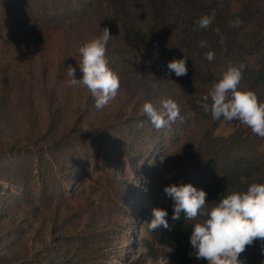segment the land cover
<instances>
[{
  "label": "trees",
  "instance_id": "1",
  "mask_svg": "<svg viewBox=\"0 0 264 264\" xmlns=\"http://www.w3.org/2000/svg\"><path fill=\"white\" fill-rule=\"evenodd\" d=\"M241 1L244 2L243 8L233 10L228 14L227 9L231 8V0H203L199 4L194 0H178L171 5V11L178 22L174 24L175 26L173 25L174 27L170 26L166 30L156 24L154 13H151L149 6L144 4L143 0H110L107 3L109 10L105 9L106 5L101 0H0V41H5L11 34H17L18 31L23 33V37L18 39L19 44L13 49L15 59L22 60L29 70L27 74L17 71L13 73L14 76H22L23 83H27L26 86H17L21 87V90L26 88L31 93L38 87L42 89V93L39 92L45 98L43 112L37 104L35 105L31 96L26 95L27 92L25 97L23 96L22 101L25 104L22 107L23 127L26 132L30 133H28L29 139H32L33 133L38 130L36 124L40 127L36 135L50 137L46 144L48 147L71 144L72 138L87 137L106 165L114 164L117 167L120 162L131 165L134 157H139L140 165L142 169H145L142 177L144 179L149 177L148 183L150 184H152L150 175L154 174L155 168L148 160L146 153L148 148L152 144L165 145L173 141L178 145L182 142L184 147L179 155L183 160L187 157L198 163H205V165L215 160L223 161V164H219L222 169L220 178L205 187L208 193L206 197L208 208L214 207L222 197L231 192H244L252 183H264V152L259 149L260 142L255 143L242 131H236L228 137L215 136V129L223 117L218 121L214 120L211 112L206 113L201 106L203 96L209 94L213 85L222 78L229 65L238 66L239 64H244L246 67L243 69L242 80L238 87L254 91L259 100L264 102V21H262L264 15L255 18L254 16L258 15V8H251L252 1ZM213 12L215 17L211 25L206 29L200 28L197 22L205 15L211 16ZM237 18L241 24L239 27H234L232 22ZM172 27L179 28L178 31L182 33L180 44L173 41L171 36L167 38L166 34ZM104 28H108L112 35L106 46V58L109 67L119 79H122L124 73L127 74L133 69L134 61L129 57L133 48L141 47L148 41H157L159 36L166 35V42L163 44L160 41L163 45L161 52L168 50L171 59H186L188 72L184 75L185 79H182L194 80L191 90L187 91V96L182 97L184 103L181 105L177 103L180 108V117L183 119L178 117L169 128L164 127L157 130L144 114L142 118L146 120L140 122L141 130L136 131L132 137L129 134H132L133 129H129L127 135L122 134L120 130L122 125L129 124V118H126L121 125L109 123L108 129L111 134H108L110 142L107 144H100L96 134L94 138L83 133L81 130L84 129L77 122L74 125L66 122L65 125L70 127L66 129L67 126L64 125L65 131H59L58 126L63 127L65 118L62 114L63 109L67 118H71V115L67 114L70 112L75 120H79L85 117V111L91 107L90 105H95L94 98L90 90L84 86L70 85L62 94L55 87L49 93L48 85L45 83L47 81L49 83L50 78L56 81L57 86L69 81L71 77L67 73L70 65L76 68V77L82 78V72L77 64V61L82 59L79 48L87 41L102 34ZM216 28L220 29L219 33L214 31ZM236 29L239 30L235 31ZM202 41L207 44L204 48L199 46ZM45 51L49 56L51 51H56L59 57L57 62H45L47 60L44 57ZM209 51L214 52L212 61L206 59ZM255 54L259 55L257 63L251 60ZM39 60L41 65L37 70L34 68L36 65L34 61ZM7 68L5 67L1 72V94L9 90V86L6 85L7 78L3 79L8 74ZM34 78H38L42 86H36L32 82ZM73 94L77 96L74 101L77 104L67 106V101L71 102L75 99ZM63 95H68L72 100L64 99ZM60 97L62 99L58 102ZM187 111L192 113L198 125L200 123L204 125L203 130L198 132L189 129V123L185 121ZM111 116L109 121L113 122L115 115ZM1 117H3L2 113L0 114L2 121L4 118ZM142 126L148 128V131ZM111 127L114 129L110 130ZM8 128L11 126L6 122L0 129V264H26L29 248L27 245L21 246L22 240L25 239L24 234L28 231L33 232L34 235L39 234V241L43 239L45 232L55 237L63 222L59 214L53 211L50 213L51 216L48 214L41 217L40 214L43 213L40 203L24 205L30 197L26 184L27 177L25 178L23 174L19 175L17 165L14 166L13 153L26 150L27 145L17 144L18 140L24 138V134L20 131H17V138H8L7 133H4ZM117 128H119L118 133ZM101 132L106 135L108 130L103 129ZM38 143L36 138L31 141L35 147H39ZM137 145L142 146L137 148ZM116 150H119V154H114L113 159H109L111 151L116 152ZM161 152L162 150L158 151V153ZM225 156L232 160L228 162ZM80 160L82 159H69L68 162L76 163ZM63 165H66V161ZM213 167L209 166L211 169ZM178 182L188 183L187 179H179ZM146 188H149L146 192L151 190L147 185H145ZM165 204L171 217L173 201L167 198ZM95 209L93 207L87 214L90 218L88 223L92 227L95 224L97 226L100 216ZM86 210L87 208L83 212ZM12 211L14 214H11ZM7 221L11 222V225L4 230ZM103 221L105 223V216ZM193 225L191 220L184 219L183 214L179 220L174 221L172 238L175 242L177 264H193L198 261L194 254L190 255L193 253L189 239ZM81 231L80 234L83 237L88 234V231L85 232L86 234L83 230ZM144 242L148 247V259L154 264H159L157 248L151 246L150 240L145 239ZM83 249L82 247L79 250ZM24 250L27 251L23 253ZM40 258L41 255L37 259Z\"/></svg>",
  "mask_w": 264,
  "mask_h": 264
},
{
  "label": "rangeland",
  "instance_id": "2",
  "mask_svg": "<svg viewBox=\"0 0 264 264\" xmlns=\"http://www.w3.org/2000/svg\"><path fill=\"white\" fill-rule=\"evenodd\" d=\"M101 1L106 5L105 9L109 10L107 3L110 0ZM177 1L143 0V3L149 6L152 14L154 13L156 24L166 29L178 22L171 11V5ZM194 1L199 4L203 0ZM231 1V8L227 9L228 14L233 10L243 8V1ZM251 1L253 3L251 8L257 7L259 10L258 15L254 17L264 15V0H249V2ZM173 27L168 30L167 38L171 36L173 41L180 44L182 33L178 31L179 28ZM165 36L161 35L157 41H148L143 46H136L130 51L129 57L134 61L133 69L127 74L124 73L122 79H119L120 87L117 90L116 97L109 101L104 108L97 109L95 105H90L91 107H88L85 111V117L79 120H75L70 112L67 114L71 115V118H67L63 109L62 114L65 118L63 127L58 126L59 131H65L66 122L73 125L77 122L84 129L81 130L83 133L94 138V134H96L97 141L100 144H107L110 142L108 134H111L108 129L109 123L121 125L126 121V118H129V124L120 127L122 134L127 135L129 129H133L132 134H129L132 137L136 131L141 130L139 124L146 120L142 118L144 103L152 102L157 108L164 99H173L177 103L179 102L180 105L184 103L182 97L187 96V91L191 90V84L194 80L191 78L183 80L185 76L176 77L174 73H168L167 64L172 59L168 50L164 53L161 52L163 45L160 44V41L163 44L166 42ZM22 37L23 33L18 31L17 34H11L5 41H0V81L2 70L8 67L6 69L8 74L3 79L7 78L6 85L9 86V90L2 94L0 92V114L2 113L3 117L1 118H4L2 121L0 120V129L7 122L11 126L4 132L7 133L8 138H17V131L24 134V138L18 140L17 144L19 146L27 145V149L13 153L15 157L14 166L17 165L19 175L23 174L25 178L27 177L26 184L28 185L30 197L24 205L40 203L43 213L40 214L41 217L48 214L51 216L50 213L53 211L59 214L63 222L55 237H51L49 233L45 232L44 235L42 234L43 239L39 241V234L34 235L31 231L24 234L25 239L22 240L21 246L27 245L29 248V255H26V259H28L26 264H74V262H77L76 264H154L147 257L148 247L144 242L145 239L150 240L151 246L157 248L159 264H177L175 242L172 238L174 221L168 213L169 224L172 227L170 229L159 227L150 231L148 223L153 218L152 210L156 207L166 208L165 203L168 197L164 192V188L173 183L178 184L179 179H187L197 188L205 190L207 184L220 178L222 169H220L219 164H223V161L218 162L215 160L213 163L205 165V163H198L187 157H184L183 160L179 155L184 147L182 142H179L178 145L173 141H169L165 145L162 143L152 144L146 152L148 160L155 168L154 174L150 175L152 178V184H150L148 183L149 177L147 179L142 177L145 169H142L139 157H134L131 165L121 162L117 164V167L114 164L106 165L87 137L72 138L73 145L71 143L48 147L46 144L49 142L50 137L36 135L40 129L39 125L36 124L38 130L33 133L32 139H29V132H26L23 127L24 111L22 107L25 105L22 101L23 96L25 97L27 92L26 95L31 96L35 105L37 104L43 112L45 98L41 94L42 89L38 87L31 93L26 88L21 90V87L17 86H26L27 83H23L22 76H14L13 73L17 71L27 74L29 70V67L22 60L15 59L13 48L19 44L20 40L18 41V39ZM44 55L47 59L45 62L48 63H56L59 58L56 51H51L50 56L45 51ZM258 57V54L253 55L252 62L257 63ZM36 58L38 60V57ZM34 62L36 64L34 68L39 70L40 60ZM26 79L28 80L27 76ZM32 82L36 86H42V82L38 78H34ZM45 85H48L49 93L55 87L62 94L70 86L69 81L57 86L56 81L51 78L50 82L47 81ZM63 96L64 99L72 100L68 95ZM74 98L71 102L67 101L66 105L77 104L74 102L77 96L74 95ZM61 99L60 97L58 102ZM43 112H41V116H43ZM111 115H115L113 122L109 121ZM185 119L189 123L190 130L198 132L203 130L204 125L202 123L198 125L190 111H187ZM93 123H96V125H93ZM69 127L68 125L66 129ZM142 128L148 131V128L143 126ZM103 129L108 130L106 135L102 134L101 130ZM113 129L114 127L110 128V130ZM118 130L119 128H117V133ZM236 131L244 132L257 144L260 142L259 149L264 152V138L254 134L250 127L242 122L227 121L223 118L216 127L214 134L218 137H228ZM35 138L39 141V147L31 144V141ZM141 146L137 145V148ZM160 150L162 152L158 153ZM114 154H119V150H116V152L111 151L109 159H113ZM159 156H161L160 159ZM225 158L228 162L232 160H229L227 156ZM69 159L82 160L70 163L68 162ZM65 161L66 165H63ZM227 161L225 162L227 163ZM211 165L214 166L212 169L209 168ZM145 185L150 187L151 190L146 192L149 188L145 189ZM207 202L206 198V204ZM93 207L96 208V213L100 214L98 224L97 226L95 224L94 228L88 223L90 218L87 217ZM85 208L87 210L83 212ZM11 214H14V211ZM104 216L105 223L103 221ZM203 219L204 217L198 216L191 222L195 224L202 222ZM10 225L11 222L7 221L4 230L8 229ZM81 230L84 233L88 231L89 235L85 233L86 235L83 237L80 234ZM82 247L84 249L80 251L79 249ZM26 251L24 250L23 253ZM40 255L41 258L37 259ZM241 258L245 260L246 264H264V243L260 240L254 241L252 245L246 247L241 254ZM193 264H208V262L198 260Z\"/></svg>",
  "mask_w": 264,
  "mask_h": 264
},
{
  "label": "clouds",
  "instance_id": "3",
  "mask_svg": "<svg viewBox=\"0 0 264 264\" xmlns=\"http://www.w3.org/2000/svg\"><path fill=\"white\" fill-rule=\"evenodd\" d=\"M215 13L203 16L197 23L200 28H208ZM239 27V18L232 22ZM219 33L220 29H214ZM110 30L104 28L102 34L87 41L79 48L82 59L77 61L82 78L76 77V68L68 66L67 75L71 86H84L95 98V107L104 108L117 95L120 87L118 75L109 67L106 58V46L111 38ZM201 48L207 46L202 41ZM208 61L214 59V52L206 55ZM186 59H172L167 64L169 74L176 77L187 75ZM244 64L229 65L222 78L216 82L208 95L202 98V108L211 112L214 120L223 117L227 121H239L250 127L251 131L264 138V102L257 94L238 87L242 80ZM209 99L211 104L209 105ZM143 113L157 129L170 126L180 117V108L173 99H164L159 108L152 102L143 105ZM183 119L182 117H180ZM164 192L173 201L171 219L195 220L204 217L202 222L193 225L190 245L197 260H206L208 264H246L241 254L254 241L264 243V183H252L244 192H231L222 197L212 208L206 205L208 193L193 183H173L165 186ZM152 219L148 223L150 231L159 227L170 229L168 210L156 207L152 210ZM174 226V225H173Z\"/></svg>",
  "mask_w": 264,
  "mask_h": 264
}]
</instances>
